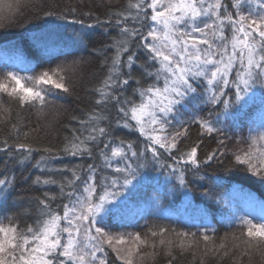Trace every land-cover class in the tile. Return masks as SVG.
Wrapping results in <instances>:
<instances>
[{
  "label": "snow or ice",
  "instance_id": "1",
  "mask_svg": "<svg viewBox=\"0 0 264 264\" xmlns=\"http://www.w3.org/2000/svg\"><path fill=\"white\" fill-rule=\"evenodd\" d=\"M23 5L0 0V33L20 26ZM81 7L38 12L36 20L54 17L80 29L64 47L55 46L54 32L34 35L43 59L33 65L17 50L23 75L7 59L0 68V123L10 126L0 136L3 163L25 168L39 154L31 165L36 174L25 182L40 191L29 198L35 205L31 223L22 219L26 211L0 217V264H110V253L121 264L155 262L161 255L174 264L188 253L199 254L202 264L208 257L252 264L253 254L264 264V211L250 218L230 202L216 217L197 208L186 218L187 230L175 226L178 219L146 222L143 232L119 230L147 221L161 199L182 194L190 205L197 189L189 175L200 187L210 184L201 172L222 166L229 154L234 165L264 183V0H128L125 8L113 11L109 5L101 14ZM96 27L116 33L89 53L103 57L105 72L90 90L93 107L83 118L71 117L78 127L61 145L21 134L13 105L43 116L58 97L72 95L85 63L77 53L88 49V31ZM54 53L64 60L53 65ZM253 108L257 116L248 119ZM205 137H215L216 147L202 158ZM233 137L235 150L228 148ZM15 180L0 178V204L12 195ZM146 189L153 193L146 206L130 211ZM203 195L211 198V189ZM245 200L249 208L264 210L254 194ZM214 219L230 229L219 242Z\"/></svg>",
  "mask_w": 264,
  "mask_h": 264
},
{
  "label": "trees",
  "instance_id": "2",
  "mask_svg": "<svg viewBox=\"0 0 264 264\" xmlns=\"http://www.w3.org/2000/svg\"><path fill=\"white\" fill-rule=\"evenodd\" d=\"M127 3L128 0H24L22 13L17 17L18 21H20V26L0 33V68L5 66V60L7 59V66L14 67L15 70L20 71L21 75H23L25 74L24 66L15 62L17 50L25 60L30 61L33 65L39 64L41 59H43L42 51L34 43V35L42 32H54L55 46L64 47L65 44L73 39L74 32L79 31L80 25L71 24L67 21H58L54 17L41 20L34 19L33 17L41 10H53L56 13H60L66 5H81V10L87 11L88 8L83 7L87 5L91 6L92 10L97 14H101L106 11L109 5L113 11H117L125 8ZM84 20L85 23L92 22L87 17ZM57 26L59 27L57 28ZM115 33L116 30L114 28L105 29L104 27H96L88 31L87 42L89 47L83 53H77V55H83L85 63L82 66L81 73L75 78L73 94L58 97L55 101V107L46 110V115L41 116L35 110L19 109L15 104L13 105L18 113L16 118L21 134L28 132L31 137L43 143L50 142L55 145H61L64 137L71 136L72 129L78 127L77 121L72 120L71 117L83 118L85 113L93 107L95 96L90 94V90L105 75V72L101 70L100 63L103 57L91 56L89 53L93 47L101 48L109 41V37L115 35ZM53 55L57 56L56 59L51 61L53 65L64 60V57L59 56L57 53ZM74 58V56H69L67 59L71 60ZM257 112L258 109L256 108L250 110L248 119H255ZM181 118H186V114ZM9 131L10 126L0 123V136ZM243 135H247V126H245ZM191 139H196L195 130ZM236 146V139L233 137L228 142V148L235 150ZM215 147V137H205L201 148V157L203 158V155ZM240 147H245V145L241 144ZM33 156L35 159L39 158V154L34 153ZM5 159V154L0 153V178L15 176L16 180L15 190L12 195L6 203L0 204V217L17 211H26L29 215L28 217H22V219H25L27 223H31L35 218V205L29 203V198L39 196L40 191L31 187L30 180L26 183L25 177L36 174L35 169L31 167L35 163V159L28 163L25 168H21L15 162H9L7 167H5L3 163ZM64 162H69V158H65ZM201 175H206L211 183H205L203 187H200V181L189 175V180L192 181L197 189L190 194V205L182 194H177L171 200L161 199V207L158 209L153 206L147 221L140 219L138 225L119 230L123 232H143L146 222L149 225L153 223L169 224L174 219L180 221V223L175 224L176 227H183L187 230L186 218L193 216L197 208L207 209L213 217H216L221 212H227L226 202L234 204L238 209V214L249 215L250 218L259 216L264 211L259 206L249 208L245 200L246 194L252 193L259 201H264V183H261L256 177L245 171L243 167L234 165L230 154L225 158L222 166L214 164L205 168ZM160 180L159 191L163 195L167 188L163 184L162 176ZM204 188L211 189V198L203 195ZM139 195L141 199L137 207L130 210L132 212L144 208L146 206L145 199L151 197L153 193L150 189H146ZM53 206L55 207V204ZM161 212L167 213V216H161ZM213 222L216 223L218 228L217 242H219V238L224 236L225 232L230 231V229L217 223L215 219ZM190 230L195 231V228H190ZM109 260L110 264H121V261L116 259L114 253H110ZM251 260L252 264H261V259L256 254L252 255ZM138 264H167V259L161 255L155 262L148 259L138 262ZM174 264H202V258L199 254L195 256L191 253L182 256L178 255ZM203 264H232V262L229 259L221 260L208 257L203 258Z\"/></svg>",
  "mask_w": 264,
  "mask_h": 264
}]
</instances>
